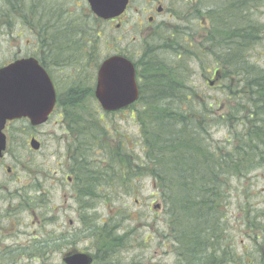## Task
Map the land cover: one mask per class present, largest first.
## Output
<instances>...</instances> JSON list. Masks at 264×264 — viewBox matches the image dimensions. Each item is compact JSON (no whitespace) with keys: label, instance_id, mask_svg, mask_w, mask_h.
Here are the masks:
<instances>
[{"label":"trees","instance_id":"1","mask_svg":"<svg viewBox=\"0 0 264 264\" xmlns=\"http://www.w3.org/2000/svg\"><path fill=\"white\" fill-rule=\"evenodd\" d=\"M185 13L192 17L188 23L199 24L202 33L180 27L163 32L134 63L142 156H132L126 140L103 125L93 97L95 77L81 69L70 76L64 73L70 68L64 52L86 50L92 62L97 38H55L54 16L37 0H0V30H33L30 56L40 50L52 55L56 65L50 70L64 74L56 85L59 109L74 136L71 160L77 192L94 201L100 185L150 178L174 228L178 257L186 250L198 264L204 251L200 240L212 237L216 229L223 189L232 179L264 170V0H193ZM192 63L204 77L219 72L224 89L235 97L229 100L226 95L231 102L226 110L196 100ZM216 109L224 114L216 115ZM218 125L228 131L223 147L211 142ZM26 128L31 130L27 123ZM96 151L103 158L89 157ZM261 215L259 227L251 224V230L264 228V212ZM255 220L251 217L250 223ZM105 239L112 241L110 232Z\"/></svg>","mask_w":264,"mask_h":264},{"label":"rangeland","instance_id":"2","mask_svg":"<svg viewBox=\"0 0 264 264\" xmlns=\"http://www.w3.org/2000/svg\"><path fill=\"white\" fill-rule=\"evenodd\" d=\"M167 2L169 1L165 0L162 4ZM69 8L76 13L77 9L72 3ZM183 8V5H178L174 9L175 17L187 15L185 12L188 6ZM171 22L169 24L172 28L181 26L184 30L185 21ZM186 28L188 32H203V29L196 26L187 25ZM27 33L24 27L15 28L10 34L0 30V68L32 55L34 39ZM133 41L135 40L123 38L115 32L106 33L97 39L95 59L81 71L96 78L95 62L99 65L116 52L124 53L134 62L137 61L142 52L137 48L141 39H136L135 44ZM191 65L196 100L212 103L214 108L219 104L223 110L226 107V110V105L231 103L229 100L235 97L230 89H224L222 78L209 87L208 81H213L214 76L210 74L209 77H204L198 64ZM73 72V65L64 70L68 76ZM50 73L57 84L61 85L62 79L59 77L64 74L58 71L53 74L51 70ZM137 110L138 107L134 106L112 115L99 111L103 125L112 135L116 134L126 140L132 156H142ZM216 113L219 116L224 114L221 110ZM66 126L63 113L58 110L46 125L37 130H28L25 122H15L8 125L5 131L9 153L0 162V206H6L5 201L10 199L8 206L20 208L22 214L19 219L24 223L20 229L11 231L12 237H34L37 227H34L31 219H37L43 239L50 243L54 241L48 252L51 264L52 261L55 264L61 263L60 257L68 246L64 241L69 237L80 244L78 248L83 247L81 244L84 240H93L88 247L102 249L104 253L100 256L106 257L108 264H195L186 255L178 257V248L174 245V228L165 214L160 193L150 178L138 176L125 183L110 182L109 185H100L93 192L94 201L83 198L82 193L77 192L79 187L73 175L71 160L74 136ZM211 136L214 146H226L227 127H214ZM33 137L41 143L39 151L29 149V142ZM89 154L93 159L103 158L98 151ZM6 166L13 170L12 175L6 174ZM221 194L222 205L217 214V226L212 237L207 235L204 242L200 240L203 252L207 255L201 259L203 263L198 264H264V228L258 232L251 230V224L259 227V217L263 220L264 170L244 178L232 179ZM157 206L159 209H156ZM251 217L256 218L252 223ZM107 232L113 238L111 242L105 239ZM215 246L219 253H216L214 263V254L217 252ZM249 257L250 260L255 259L256 263H251Z\"/></svg>","mask_w":264,"mask_h":264},{"label":"flooded vegetation","instance_id":"3","mask_svg":"<svg viewBox=\"0 0 264 264\" xmlns=\"http://www.w3.org/2000/svg\"><path fill=\"white\" fill-rule=\"evenodd\" d=\"M164 1L165 0H128L126 9L122 15L110 20H103L91 12L88 0H37L41 5L47 7L48 11L54 16L53 22L56 30L53 36L55 38H83L86 40L89 38L100 39L108 32H115L116 34H120L123 38H131L135 40L133 41V44L136 43V39L140 38L141 42L137 47L138 49H144L148 43H152L161 33H173L179 28H176V26L172 28V25L169 24L171 21L178 20V23L185 21L186 23L183 24L184 30H187V25L192 27V24H189L187 21L192 18L191 16L179 15L175 17L174 14V9L177 8L178 5H183L184 8H186L189 2L192 4V0H168L169 2L165 5L162 4ZM71 3L81 12L78 13L77 10L76 13L74 11L71 12L70 8L68 9V6L71 5ZM180 28L182 29L181 26ZM27 31L28 35L34 33L33 30L28 29ZM116 54L119 56H127L121 52H116ZM64 55L67 56V62L70 65V68L73 65L74 69H82L91 63L89 52L86 50L79 52L78 49L69 48L64 52ZM35 57L47 71H50L51 68L54 69L56 63L52 61V55L50 56L48 53H44L40 50ZM54 82H56V80L53 81V83ZM54 87L57 93V101L49 119L56 114V111H60L56 83H54ZM61 111L63 113V110ZM38 128L31 129L37 130ZM8 148L9 146H6V151L4 152L2 159H0V162L5 155L9 153ZM5 172L9 176L12 175L13 170L6 166ZM4 188L5 186H3V189ZM1 193L2 190H0V195ZM9 200L10 199L5 201L6 206H0V264H51L49 260L51 256L48 252L54 241L50 243L47 239H43L41 227L39 221L37 222V219L36 221L31 219V221L34 222L32 223L34 224V227H37V231L34 232V237H30L29 239H21L15 236L12 237L11 231L13 229H20L24 223L19 219V216L22 214L20 208L17 206H8ZM71 224L72 222L70 221V225ZM20 235H22L21 231ZM64 242L65 244H68V246H66L67 250H65L60 257L61 263L57 264H65L64 258L66 255H73L76 253L90 257L92 260L91 264H108L106 257L100 256L104 253L102 249L94 248L92 246L88 247L93 240H84V243L81 244L83 245L82 248H78L77 246L80 244L74 239H71V237L67 238ZM215 249L217 252L214 254V263L217 259L216 253H219V249L216 246ZM226 257H229V255ZM262 259H264V255L262 256ZM231 262L235 263L234 260ZM250 262L256 263V260L251 259ZM52 264L55 263L52 261Z\"/></svg>","mask_w":264,"mask_h":264},{"label":"water","instance_id":"4","mask_svg":"<svg viewBox=\"0 0 264 264\" xmlns=\"http://www.w3.org/2000/svg\"><path fill=\"white\" fill-rule=\"evenodd\" d=\"M91 11L110 20L123 14L128 0H88ZM94 96L103 111L114 113L137 102L139 90L133 64L120 56L102 62L97 71ZM56 96L46 71L34 58H25L0 68V159L6 149L3 131L8 122L27 119L32 127L45 124L55 106ZM32 150L40 144L32 139ZM84 254L66 255L65 264H91Z\"/></svg>","mask_w":264,"mask_h":264}]
</instances>
